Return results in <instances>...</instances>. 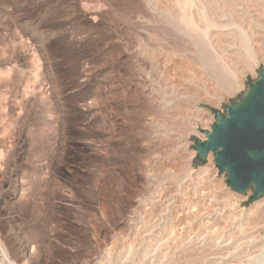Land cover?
I'll list each match as a JSON object with an SVG mask.
<instances>
[{"label":"rangeland","instance_id":"374dc122","mask_svg":"<svg viewBox=\"0 0 264 264\" xmlns=\"http://www.w3.org/2000/svg\"><path fill=\"white\" fill-rule=\"evenodd\" d=\"M263 66L264 0H0V264H264L194 148Z\"/></svg>","mask_w":264,"mask_h":264},{"label":"water","instance_id":"95a60500","mask_svg":"<svg viewBox=\"0 0 264 264\" xmlns=\"http://www.w3.org/2000/svg\"><path fill=\"white\" fill-rule=\"evenodd\" d=\"M214 118L205 138L194 145L197 158L204 162L212 154L233 191L252 189L250 202L264 196V66L240 99Z\"/></svg>","mask_w":264,"mask_h":264}]
</instances>
